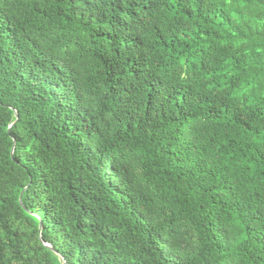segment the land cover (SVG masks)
<instances>
[{
  "label": "trees",
  "instance_id": "trees-1",
  "mask_svg": "<svg viewBox=\"0 0 264 264\" xmlns=\"http://www.w3.org/2000/svg\"><path fill=\"white\" fill-rule=\"evenodd\" d=\"M65 262L264 264V0H0V264Z\"/></svg>",
  "mask_w": 264,
  "mask_h": 264
},
{
  "label": "water",
  "instance_id": "water-1",
  "mask_svg": "<svg viewBox=\"0 0 264 264\" xmlns=\"http://www.w3.org/2000/svg\"><path fill=\"white\" fill-rule=\"evenodd\" d=\"M16 117H18L19 118V116H18V114H16ZM45 245L47 246V247H49V248H51V249H53V250H55L50 244H47V243H45ZM64 264H66V262L64 263Z\"/></svg>",
  "mask_w": 264,
  "mask_h": 264
}]
</instances>
